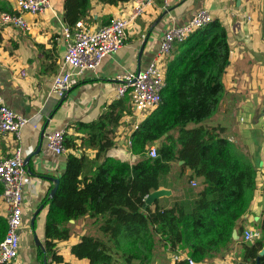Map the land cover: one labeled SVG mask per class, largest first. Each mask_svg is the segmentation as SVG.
I'll use <instances>...</instances> for the list:
<instances>
[{
	"label": "trees",
	"instance_id": "obj_1",
	"mask_svg": "<svg viewBox=\"0 0 264 264\" xmlns=\"http://www.w3.org/2000/svg\"><path fill=\"white\" fill-rule=\"evenodd\" d=\"M89 7L90 0H63L64 25L72 29ZM0 13L16 12L0 0ZM170 55L161 102L130 136V152L138 157L134 164L107 156L114 146V129L129 113L128 95L110 104L97 120L78 123L75 129L81 136L64 134L69 151L91 149L95 154L89 158L69 153L54 195L41 201L47 213L45 242L38 248L40 264L44 259L63 262L53 242L68 240L69 222L84 217L102 220L101 238L82 236L70 252L89 264H152L160 244L173 255L180 246L188 248L189 258L175 264L201 263L230 250L232 231L252 202L256 170L245 153L221 136V128L200 125L223 97L221 77L229 57L226 32L214 20ZM158 142L157 157H148L150 146ZM180 161L181 170L193 172L190 182L193 177L203 179L195 198L175 200L169 207L161 206L160 199L145 205V197L160 189L171 163ZM260 217L264 236V211ZM6 231L7 222L0 216V242ZM263 246L264 239L243 242L242 261L256 264L258 259L264 264V255L258 256Z\"/></svg>",
	"mask_w": 264,
	"mask_h": 264
},
{
	"label": "crops",
	"instance_id": "obj_2",
	"mask_svg": "<svg viewBox=\"0 0 264 264\" xmlns=\"http://www.w3.org/2000/svg\"><path fill=\"white\" fill-rule=\"evenodd\" d=\"M6 2L16 10V0ZM136 4V0H90L88 13L80 22L85 29L96 30L112 18L127 16ZM201 9L209 12L213 21L217 20L224 28L229 57L221 77L223 97L215 113L200 125L221 128V136L247 155L256 170V188L249 209L236 224L239 239L232 240L230 250L221 257L193 264H245L241 235L245 230L259 227L264 211V184L259 182H264V0H154L129 26L124 46L115 54L105 56L95 71L77 75L76 84L62 103L61 98L52 93L51 83L60 69L66 47L63 0H51L50 9L38 16L23 15L30 26L29 32L0 23V98L16 113L30 118V123L21 130L19 141L23 159L32 156L24 165L23 221L33 216L45 197H50L54 187L51 178L59 179L63 174L69 153L77 157L85 154L89 158L95 154L91 149L55 154L46 146V135L62 131L81 136L75 129L78 123L97 120L110 104L122 99L116 98L117 77L146 68L156 57L166 30L186 24ZM126 106L129 113L114 129V146L107 156L132 165L138 157L130 152V136L149 114L136 111L130 99ZM39 145L40 150L35 155ZM12 149L13 136L0 135V159L10 156ZM181 166L179 162L171 163L168 176L161 178L160 189L171 192L170 196L160 198L159 204L163 207L171 206L175 200L191 201L195 195H187L186 189L181 187L185 177L193 176L191 170H181ZM193 180L200 184L203 179L193 177ZM188 182L190 185L189 179ZM43 210L46 216L47 207ZM0 216L5 218L1 198ZM101 223V219L87 217L70 221V238L53 242L54 251L63 262L44 259L45 264H89L87 260L75 258L70 249L82 236L101 238ZM263 239L262 235L260 240ZM30 240L32 242L31 237ZM39 241L44 244V233ZM189 255L185 246L178 247L173 255L160 244L152 264H175L188 259ZM175 257L179 259L176 261ZM17 264H40L38 247L32 244L26 253L21 245Z\"/></svg>",
	"mask_w": 264,
	"mask_h": 264
},
{
	"label": "built area",
	"instance_id": "obj_3",
	"mask_svg": "<svg viewBox=\"0 0 264 264\" xmlns=\"http://www.w3.org/2000/svg\"><path fill=\"white\" fill-rule=\"evenodd\" d=\"M154 0H136L132 11L124 17L112 18L96 30H87L79 21L69 29L63 28L66 39L65 53L58 73L53 77L51 91L62 98L76 84V76L87 71H95L102 59L120 50L127 37L129 26L143 14ZM167 5V4H166ZM51 0H16V13H0V23L22 32H29L30 26L23 15L38 16L50 9ZM213 22L204 9L199 10L181 26L169 27L163 35L156 57L143 70L128 72L117 77L116 98L128 95L136 111L150 114L161 102L165 87L166 62L173 49L185 42L194 32ZM165 60V64H164ZM30 123V118L16 113L0 98V135L13 136V149L10 156L0 159V198L4 204L7 231L0 242V264H17L21 247L25 199L23 189L26 184V171L22 149L19 145L21 130ZM138 126L135 127L137 129ZM130 144V142H129ZM46 146L55 154H65L64 133L54 131L46 135ZM157 145H151L147 156L157 157ZM192 187L197 184L190 182ZM260 230H245L241 242L260 240ZM179 258L175 257L177 261ZM193 264V262H189Z\"/></svg>",
	"mask_w": 264,
	"mask_h": 264
},
{
	"label": "rangeland",
	"instance_id": "obj_4",
	"mask_svg": "<svg viewBox=\"0 0 264 264\" xmlns=\"http://www.w3.org/2000/svg\"><path fill=\"white\" fill-rule=\"evenodd\" d=\"M110 155L111 156H113V154L112 153H110ZM120 158H122V159H125L124 157H120ZM119 158V159H120ZM193 179V178H192ZM194 182H196L195 180H193ZM182 185H181V187L183 188V190L184 189H186V193H187V195L190 193V194H196L197 192H198V190H199V184H197V186L196 187H192L191 186V184L190 185H188L189 184V182H188V177H185L183 180H182ZM260 182V184H264V182L262 181H259ZM255 186H256V176H255ZM254 195V194H253ZM194 197H195V195H194ZM194 197H193V199H194ZM192 199V200H193ZM252 200H253V198H252ZM262 208H264L263 206H262ZM43 217V218H42ZM32 218V215H31V217L29 218V219H31ZM29 219H26V220H24L23 221V231H22V236H21V245H22V248L24 249V251L27 253V252H29V248L32 246V244H35V242H34V240H33V235H31V230H30V220ZM256 222L258 223L259 222V219L257 218L256 219ZM260 224V223H259ZM44 227H45V215H44V210L43 211H40L39 213H38V215L36 216V218H35V221H34V227H33V229H34V234H35V236L37 237V239L39 240V239H41L42 238V236H43V233H44ZM252 229H255V230H259V227H257V228H253L252 227ZM29 232V233H28ZM28 234H30V237L32 238V242H31V240H30V237H29V235ZM251 243V242H250ZM159 247L160 246H158L157 247V250H156V255L158 254V249H159Z\"/></svg>",
	"mask_w": 264,
	"mask_h": 264
},
{
	"label": "water",
	"instance_id": "obj_5",
	"mask_svg": "<svg viewBox=\"0 0 264 264\" xmlns=\"http://www.w3.org/2000/svg\"><path fill=\"white\" fill-rule=\"evenodd\" d=\"M145 43H146V42H145ZM141 51H142V50H141ZM65 97H66V95L63 96V97L61 98V103L64 101ZM39 150H40V145H39L38 150H37V152L35 153V155L39 152ZM31 157H32V156H27V157L24 159V164H27V162L31 159ZM179 164L182 165L183 162L180 161ZM51 181L54 183V187H53V189H52L51 192H50V196H53L54 193H55V191H56V189H57V184H58V182H59V179H58V178H51ZM170 194H171V192H170L169 190H165V189H159V190L153 191V192H151L150 194H148V195L145 197V199H144V203H145V205H147V206H151L156 200H158V199H160V198H162V197L170 196ZM42 209H43V205H40V206L38 207V209L34 212L32 218H31V220H30V229H31V233H32V235H33V240H34V242H35V245H36L38 248H39V247H40V248H43V244H42V243L37 239V237L35 236L33 227H34V221H35V218H36V216L38 215V213H39ZM71 221H72V220H71ZM238 239H239V235H237V232H236V230L234 229V230L232 231V240H233V241H237ZM263 255H264V246L262 247V249H261L260 252L258 253V256H259V257H262ZM45 263H46V262H45V260H44V264H45ZM256 264H260L258 259L256 260Z\"/></svg>",
	"mask_w": 264,
	"mask_h": 264
}]
</instances>
